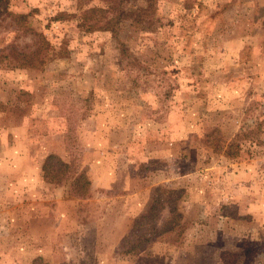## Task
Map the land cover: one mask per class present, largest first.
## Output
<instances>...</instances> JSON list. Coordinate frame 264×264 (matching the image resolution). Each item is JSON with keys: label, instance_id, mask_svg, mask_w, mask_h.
<instances>
[{"label": "rangeland", "instance_id": "374dc122", "mask_svg": "<svg viewBox=\"0 0 264 264\" xmlns=\"http://www.w3.org/2000/svg\"><path fill=\"white\" fill-rule=\"evenodd\" d=\"M148 1L114 36L81 18L101 0H7L0 48L34 43L15 13L48 46L41 67L0 65V264H264V0ZM213 129L250 155L216 152ZM50 153L80 159L88 197L43 178ZM159 185L183 189V225L124 253Z\"/></svg>", "mask_w": 264, "mask_h": 264}, {"label": "trees", "instance_id": "16d2710c", "mask_svg": "<svg viewBox=\"0 0 264 264\" xmlns=\"http://www.w3.org/2000/svg\"><path fill=\"white\" fill-rule=\"evenodd\" d=\"M104 6H92L84 8L80 3L78 7L81 9L83 21H88L90 15L95 13L93 23L89 24V28L100 30H108L117 36V26L121 16L124 14V8L129 0H101ZM156 0H149L148 6L153 7ZM7 0H0V19L1 15L7 12ZM8 13V12H7ZM11 14V13H9ZM14 21L24 28V32H28L33 38V44H27L30 51L26 54H20L16 48L5 50L0 48V65L5 63L11 64L13 67H41L44 60L39 57L42 50L48 46V41L42 32L36 31L30 27L24 13L11 14ZM82 24V23H81ZM121 43V42H120ZM14 48V46H11ZM121 53H125L123 43L119 45ZM7 60V61H5ZM5 61V62H4ZM242 132V129H241ZM258 127L243 130L242 136L251 141H255L258 136ZM203 141L207 145H211L216 152H221L230 158L243 159L250 155L248 148H242L234 139L226 141L219 133L218 129H213L211 132L204 135ZM79 158L71 156L69 160H64L55 153L48 154L41 163V171L43 178H47L48 182L61 183L64 180H70L71 191L77 197L85 198L89 196L90 179L85 171L81 170ZM183 189H177L170 192L168 186L159 185L155 188L152 202L147 211L135 217L131 223L128 233L124 240L126 249L124 253H134L153 243L159 238L171 232L178 231L183 225V212L178 206L179 198ZM174 194V195H173ZM162 211H166V216L162 217ZM238 253L223 249L218 253V258L223 264H236ZM37 257L33 262L39 261ZM42 264H50L42 262Z\"/></svg>", "mask_w": 264, "mask_h": 264}]
</instances>
